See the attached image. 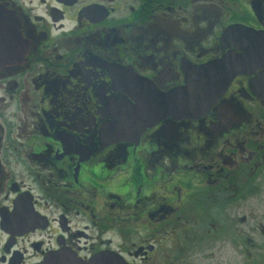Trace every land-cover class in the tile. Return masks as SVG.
<instances>
[{
	"label": "flooded vegetation",
	"instance_id": "1",
	"mask_svg": "<svg viewBox=\"0 0 264 264\" xmlns=\"http://www.w3.org/2000/svg\"><path fill=\"white\" fill-rule=\"evenodd\" d=\"M254 48L264 0H0V264H264V70L159 106Z\"/></svg>",
	"mask_w": 264,
	"mask_h": 264
},
{
	"label": "water",
	"instance_id": "2",
	"mask_svg": "<svg viewBox=\"0 0 264 264\" xmlns=\"http://www.w3.org/2000/svg\"><path fill=\"white\" fill-rule=\"evenodd\" d=\"M261 62H264V50L254 48L243 49L241 55L229 53L204 66L187 68L185 87L167 94L165 99L159 100V106L169 109L179 119L202 116L219 101L236 77L263 71L264 66H253ZM97 262L100 263V260ZM43 264L59 263L47 261ZM105 264H109V261H105ZM110 264L125 263L114 260Z\"/></svg>",
	"mask_w": 264,
	"mask_h": 264
},
{
	"label": "rangeland",
	"instance_id": "3",
	"mask_svg": "<svg viewBox=\"0 0 264 264\" xmlns=\"http://www.w3.org/2000/svg\"><path fill=\"white\" fill-rule=\"evenodd\" d=\"M257 207L259 209V212L264 213V198L262 199V201L257 202Z\"/></svg>",
	"mask_w": 264,
	"mask_h": 264
}]
</instances>
